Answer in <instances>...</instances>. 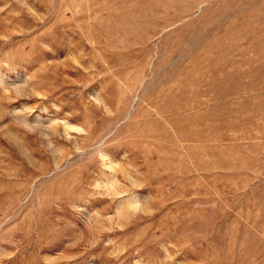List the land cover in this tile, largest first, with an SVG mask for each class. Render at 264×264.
<instances>
[{
    "label": "rangeland",
    "instance_id": "rangeland-1",
    "mask_svg": "<svg viewBox=\"0 0 264 264\" xmlns=\"http://www.w3.org/2000/svg\"><path fill=\"white\" fill-rule=\"evenodd\" d=\"M0 264H264V0H0Z\"/></svg>",
    "mask_w": 264,
    "mask_h": 264
}]
</instances>
